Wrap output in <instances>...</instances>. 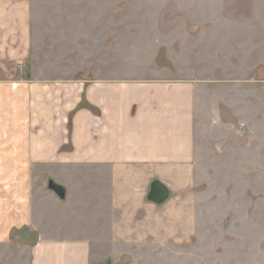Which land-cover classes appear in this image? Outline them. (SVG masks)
<instances>
[{
  "label": "crops",
  "instance_id": "crops-1",
  "mask_svg": "<svg viewBox=\"0 0 264 264\" xmlns=\"http://www.w3.org/2000/svg\"><path fill=\"white\" fill-rule=\"evenodd\" d=\"M32 35V0H0V264H121L190 243L196 83L95 64L43 76L25 66Z\"/></svg>",
  "mask_w": 264,
  "mask_h": 264
},
{
  "label": "rangeland",
  "instance_id": "rangeland-1",
  "mask_svg": "<svg viewBox=\"0 0 264 264\" xmlns=\"http://www.w3.org/2000/svg\"><path fill=\"white\" fill-rule=\"evenodd\" d=\"M32 33L25 66L43 76L95 64L196 83L191 242L121 264H264V0H32Z\"/></svg>",
  "mask_w": 264,
  "mask_h": 264
},
{
  "label": "water",
  "instance_id": "water-1",
  "mask_svg": "<svg viewBox=\"0 0 264 264\" xmlns=\"http://www.w3.org/2000/svg\"><path fill=\"white\" fill-rule=\"evenodd\" d=\"M54 188L56 189L55 191L57 192L59 197L61 199H64L65 198V192L62 191L61 189H59L58 187H54ZM168 197H169V193L165 187H163L162 185H160L157 182H155L152 185L150 195H149L150 201H153V202L158 203V204H163L167 201Z\"/></svg>",
  "mask_w": 264,
  "mask_h": 264
}]
</instances>
